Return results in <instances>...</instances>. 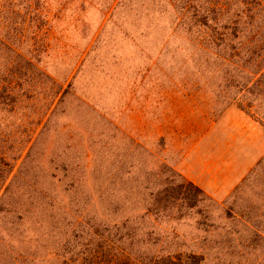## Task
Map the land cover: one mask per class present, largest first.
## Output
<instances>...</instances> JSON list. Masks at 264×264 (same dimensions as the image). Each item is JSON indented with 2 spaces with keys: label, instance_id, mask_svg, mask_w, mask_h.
I'll list each match as a JSON object with an SVG mask.
<instances>
[{
  "label": "rangeland",
  "instance_id": "1",
  "mask_svg": "<svg viewBox=\"0 0 264 264\" xmlns=\"http://www.w3.org/2000/svg\"><path fill=\"white\" fill-rule=\"evenodd\" d=\"M183 2L0 0V264H264V0Z\"/></svg>",
  "mask_w": 264,
  "mask_h": 264
},
{
  "label": "trees",
  "instance_id": "2",
  "mask_svg": "<svg viewBox=\"0 0 264 264\" xmlns=\"http://www.w3.org/2000/svg\"><path fill=\"white\" fill-rule=\"evenodd\" d=\"M232 7L233 0H184L181 9L189 16V29L201 33L206 43L217 44L225 43V36L234 30ZM167 263L176 264L170 260Z\"/></svg>",
  "mask_w": 264,
  "mask_h": 264
}]
</instances>
